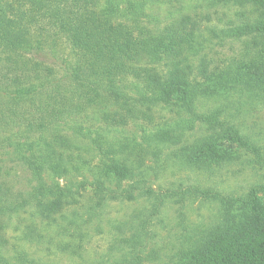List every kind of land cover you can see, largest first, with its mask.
<instances>
[{"label":"trees","instance_id":"1","mask_svg":"<svg viewBox=\"0 0 264 264\" xmlns=\"http://www.w3.org/2000/svg\"><path fill=\"white\" fill-rule=\"evenodd\" d=\"M202 2L209 8L220 4L224 8L264 7V0H0V164L7 162L28 169L33 181L29 190H6L2 186L9 168L0 165V222L34 202H43L47 205L42 212L51 223L44 228L67 238L60 245L56 243V249L80 256L89 243L86 237L90 224L102 219L109 203L144 200L146 207L134 216L109 222L114 240L110 239L99 258L80 264H150L154 254L164 249L159 246L155 252L154 240L159 234L157 227L166 230L167 205L174 201L183 204L186 200H211L218 207L216 222L199 232L181 234L177 244L163 253L166 260L157 264H264L263 183L250 185L245 195L236 197L199 186L178 192H174L173 185L154 187L140 174L146 157L153 159V174L162 168L158 164L159 152L154 150L155 137L144 141L149 136L145 131L129 141L130 150L120 148L116 155L101 152L107 161L101 160V167L90 170L91 180L81 176L82 180L71 186L44 179L47 170L60 177L66 174L61 158L60 163L50 158L34 162L32 154H26L32 150L26 141L30 136L57 128L89 108L117 107L119 112L116 110L110 120L115 125H135L143 117L140 107L174 105L194 121L219 129L226 140L251 154L254 162L264 164L257 142L240 125L218 120L216 112L206 115L195 111L198 92L191 87L195 83L189 82L191 66L177 58L182 46L193 44L203 35L200 21L183 14L178 23L161 29L150 31L146 27L161 8L178 5L186 10L189 3ZM205 18L208 19L204 15L202 20ZM240 20L223 34L236 38L264 35V16L251 23L243 17ZM62 44L70 49L73 62L66 59L54 65L45 53L55 54ZM245 47L242 58L246 68L238 70L234 79L240 92L254 90L257 99L263 98L264 44ZM166 58L175 60L171 62L172 69L160 77L152 66L161 65ZM231 75L225 71L219 78L229 80ZM125 85L132 95L122 92ZM174 86H190L178 94L176 104L168 93ZM191 153L185 152L182 158L189 159V167L203 172L197 162L200 158ZM87 190L94 200L80 208L83 212L73 207L69 210L79 191ZM4 224L0 223V231ZM22 237L35 243L44 239L31 228ZM0 264L43 263L26 252L9 256L0 250Z\"/></svg>","mask_w":264,"mask_h":264},{"label":"rangeland","instance_id":"2","mask_svg":"<svg viewBox=\"0 0 264 264\" xmlns=\"http://www.w3.org/2000/svg\"><path fill=\"white\" fill-rule=\"evenodd\" d=\"M189 4L188 7L185 6L186 10L179 9L178 5L157 10L154 13L155 20L146 27L150 31L158 30L178 23L179 18L186 14L200 21L203 35L193 44L182 46L180 56L177 58L191 66L192 81L189 82L195 83V86L191 87L198 92L193 104L195 111L206 115L216 112L218 120H226L231 125H240L244 132L257 142L261 154L264 155V97L257 99V92L254 90L240 92L238 83L234 79L238 70L246 68L247 62L242 58V50H246V44L262 45L264 35L254 34L253 37L236 38L223 34V31L242 22L240 20L242 17L246 18L248 23L260 19L264 16V7L224 8L220 4L209 8L203 2ZM204 15L208 19L202 20ZM238 15H242L240 19ZM45 55L48 56L49 62L53 60L54 65L66 59L70 63L73 62V55L65 44H62L55 54L45 53ZM173 60L175 59L166 58L161 65L152 68L160 77H164L172 69ZM56 68L62 72L60 67ZM225 71L232 74L229 80L219 78V75L221 76ZM126 85L122 92L130 96L133 93H130V87ZM127 88L129 92H126ZM184 89H190V86L182 89L174 86L168 89L173 104L177 103L178 94ZM140 109L143 111V117L137 121L138 124L116 123L115 125L110 118L116 110L118 111L117 107H106L103 110L102 107L89 108L57 128L30 136L26 141L32 145V150L27 151L26 154H32L34 162L47 161L48 158L55 162L56 159L61 158L64 161L66 174L60 177L54 174L53 170H47L43 174L44 179L49 183L58 181L61 185L71 186V183L80 182L81 176H85L88 181L91 180L90 170L96 166L101 167V160L107 161L101 152H111L116 155L120 154V148L123 151L130 150L129 141L134 137H141L145 131L149 136L145 137L144 141L147 142L150 136L155 137L154 150L156 153L159 152L158 164L162 168L160 173L154 170L157 174H153L151 170L153 159L146 157V166L141 169L140 174L148 184H154V187L157 184L163 187L173 185L174 192H178L188 187L193 189L194 186H199L226 197H236L245 195L252 184H264V164L254 162L251 154L226 140L219 129H212L206 124L194 121L174 105L142 106ZM156 138L161 140L157 142ZM185 152H192L194 158H200L197 162L203 172L189 167L187 163L189 159L182 158ZM56 161L61 162L60 159ZM0 165L9 168V173H4L2 188L14 192L29 190L32 187L33 181H30L31 175L28 169L7 162ZM261 199L264 201V197ZM93 200L94 196L88 190L79 191L68 206L69 210L73 207L83 212L80 208ZM44 204L42 202L38 205L34 202L29 208L14 214L9 220L1 221L5 223L2 225L3 230L0 231L2 242L0 250L4 254L13 256L18 251L26 252L28 257L43 264H80L85 260L91 261L100 257L110 239L114 240V233L109 230V222L129 219L146 207V202L139 199L132 202L109 203L103 210L102 219L99 222L93 220L94 222L90 224L86 237L89 243L84 247V251L80 256H70L56 249V243L60 245L67 238H60L53 229H45L51 223L47 222L48 219L42 212ZM217 213V203L211 200H186L183 204L174 201L167 205L164 222L167 223L168 231L165 229L161 231L157 227L156 232L159 234L154 240L157 246L154 248L155 252L159 246L161 248L163 246L164 249L154 254V260H149L152 262L150 264L165 261L163 253L177 244L181 234L188 232L190 235L214 224ZM95 224L99 225L96 227ZM29 228L37 230V233L44 236L41 243L22 239Z\"/></svg>","mask_w":264,"mask_h":264}]
</instances>
